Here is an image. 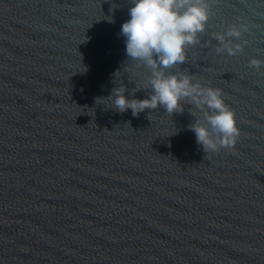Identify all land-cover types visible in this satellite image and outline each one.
Returning a JSON list of instances; mask_svg holds the SVG:
<instances>
[{"label": "water", "instance_id": "water-1", "mask_svg": "<svg viewBox=\"0 0 264 264\" xmlns=\"http://www.w3.org/2000/svg\"><path fill=\"white\" fill-rule=\"evenodd\" d=\"M206 2L166 72L235 114L234 149L207 153L188 101L133 117L107 99L150 94L120 35L130 0H0V264H264V0ZM233 25L242 51L217 53Z\"/></svg>", "mask_w": 264, "mask_h": 264}, {"label": "clouds", "instance_id": "clouds-1", "mask_svg": "<svg viewBox=\"0 0 264 264\" xmlns=\"http://www.w3.org/2000/svg\"><path fill=\"white\" fill-rule=\"evenodd\" d=\"M130 19L121 26L120 35L125 38V50L136 67L149 73L146 83L150 86L148 98L127 99L124 87L114 88L107 99L113 108L124 113L131 110L133 117L145 109L162 107L169 114L184 111L181 101H188L202 113V121L189 125L197 144L205 153L219 149H234L240 135L235 114L225 105L219 89L194 83L185 73L167 74L166 70L185 63V48L197 42V34L205 30L209 18L206 0H130ZM243 25L230 26L227 32L215 35L221 47L235 56L242 51L240 40ZM250 67L260 68L264 61L252 59ZM135 91H133L134 94Z\"/></svg>", "mask_w": 264, "mask_h": 264}]
</instances>
